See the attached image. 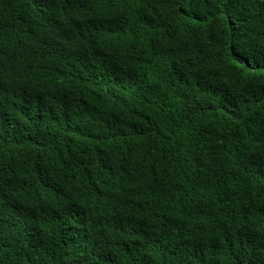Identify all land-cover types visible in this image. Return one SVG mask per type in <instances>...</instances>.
Instances as JSON below:
<instances>
[{
    "label": "trees",
    "instance_id": "obj_1",
    "mask_svg": "<svg viewBox=\"0 0 264 264\" xmlns=\"http://www.w3.org/2000/svg\"><path fill=\"white\" fill-rule=\"evenodd\" d=\"M0 264H264V0H0Z\"/></svg>",
    "mask_w": 264,
    "mask_h": 264
}]
</instances>
